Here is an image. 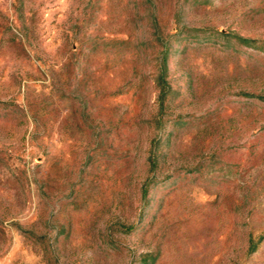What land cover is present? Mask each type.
<instances>
[{"label": "rangeland", "instance_id": "obj_1", "mask_svg": "<svg viewBox=\"0 0 264 264\" xmlns=\"http://www.w3.org/2000/svg\"><path fill=\"white\" fill-rule=\"evenodd\" d=\"M0 264H264V0H0Z\"/></svg>", "mask_w": 264, "mask_h": 264}]
</instances>
